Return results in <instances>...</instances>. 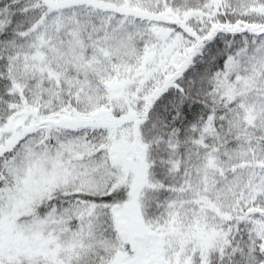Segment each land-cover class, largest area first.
<instances>
[{
  "label": "snow or ice",
  "instance_id": "1",
  "mask_svg": "<svg viewBox=\"0 0 264 264\" xmlns=\"http://www.w3.org/2000/svg\"><path fill=\"white\" fill-rule=\"evenodd\" d=\"M0 264H264V0H0Z\"/></svg>",
  "mask_w": 264,
  "mask_h": 264
}]
</instances>
